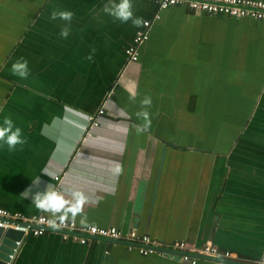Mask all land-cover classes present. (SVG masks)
I'll return each mask as SVG.
<instances>
[{"label":"crops","instance_id":"obj_1","mask_svg":"<svg viewBox=\"0 0 264 264\" xmlns=\"http://www.w3.org/2000/svg\"><path fill=\"white\" fill-rule=\"evenodd\" d=\"M106 3L0 0V124L10 117L25 139L12 152L0 147V207L49 217L24 192L54 188L59 176L67 199L73 190L87 198L91 226L165 245L211 244L234 254L230 264H257L264 256V137L256 135L264 132V21L132 0L134 17L151 27L137 62H129L124 50L142 26L114 20ZM53 11H71L72 20H52ZM21 58L27 78L11 70ZM146 96L151 127L138 134ZM89 116L97 127L89 128ZM12 264L185 263L140 256L109 239L64 242L51 232L24 237Z\"/></svg>","mask_w":264,"mask_h":264},{"label":"built area","instance_id":"obj_2","mask_svg":"<svg viewBox=\"0 0 264 264\" xmlns=\"http://www.w3.org/2000/svg\"><path fill=\"white\" fill-rule=\"evenodd\" d=\"M151 2L158 6L159 10H165L170 7H183L189 12L205 14L208 16H227L230 18H249L257 21H264V1L263 0H139ZM159 14L155 15V19H159ZM142 25V29L137 31L131 43L125 48L124 54L129 62H137L139 57V48L149 39V30L151 23ZM103 115V111L98 112V116ZM89 128L98 126V122L94 116L88 118ZM89 131L86 136H90ZM58 184L54 189L60 190L59 176L54 177ZM49 217L44 214L24 215L19 212H9L0 207V228L3 230H15L21 232L23 237L20 241L15 242L13 254L9 256V261L6 264H12L16 254L19 252L24 237H38L46 233H58L64 242H72L80 245H86L91 239H110L120 241L125 244L128 251H136L140 256H164L169 255L177 258L185 264H197L196 255L207 256L211 258L233 259L234 254L229 251L220 250L219 248L206 244L200 248L189 245L184 241H177L165 245L147 235L138 234L130 230L123 232L116 227H95V231L91 227L84 229L78 226L75 222L66 220L58 229L52 230L47 225ZM59 223V221H57ZM237 259V258H236ZM264 264V256L257 262Z\"/></svg>","mask_w":264,"mask_h":264},{"label":"clouds","instance_id":"obj_3","mask_svg":"<svg viewBox=\"0 0 264 264\" xmlns=\"http://www.w3.org/2000/svg\"><path fill=\"white\" fill-rule=\"evenodd\" d=\"M103 11L118 20L121 23H127L131 21L134 27L139 28L142 25L147 24L141 17H134L132 11V0H109L103 7ZM73 13L71 11H53L50 19L56 20L57 18L64 21H71ZM60 35L67 38L69 35V27L65 26L61 29ZM88 59L91 60L92 56L89 55ZM11 70L14 75H18L21 78H27L29 74L28 62L21 58L17 62L13 63ZM135 99L134 96L131 97ZM141 111L136 113V116L144 121L142 125H137L135 130L138 134L147 132L151 127V118L149 112L146 110L151 106L152 100L150 96H146L141 100ZM25 139L22 138V129L14 125L13 120L5 116L2 124H0V147L6 145L9 152L15 151L17 145H23ZM122 166L117 164L115 167V173L117 175L122 173ZM40 181H36L33 185H38ZM25 197H31V204H33L36 210L49 214L47 219V225L52 230L58 229L64 222L71 219L73 222L79 216V224L82 228L88 229L91 227L92 231L95 228L89 224L88 217L83 214V206L86 202V197L83 192L79 190H73L71 192V199H67L65 194L61 191L54 189L51 185H47L44 191L32 192L29 188L25 190ZM59 221V223H57Z\"/></svg>","mask_w":264,"mask_h":264},{"label":"water","instance_id":"obj_4","mask_svg":"<svg viewBox=\"0 0 264 264\" xmlns=\"http://www.w3.org/2000/svg\"><path fill=\"white\" fill-rule=\"evenodd\" d=\"M22 237L23 235L21 232H17L11 229L3 230L2 228H0V264H6L9 261V256L13 254V250L16 248L15 242L20 241ZM196 257L199 259L204 258L225 264H230V262H228L227 260L200 255H196Z\"/></svg>","mask_w":264,"mask_h":264},{"label":"rangeland","instance_id":"obj_5","mask_svg":"<svg viewBox=\"0 0 264 264\" xmlns=\"http://www.w3.org/2000/svg\"><path fill=\"white\" fill-rule=\"evenodd\" d=\"M252 125H253V123H252ZM257 136H259V137H261V136H263L264 137V132L262 133V132H257V134H256Z\"/></svg>","mask_w":264,"mask_h":264}]
</instances>
